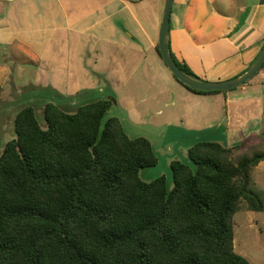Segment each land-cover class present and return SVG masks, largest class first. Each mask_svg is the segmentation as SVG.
Segmentation results:
<instances>
[{
    "label": "trees",
    "instance_id": "1",
    "mask_svg": "<svg viewBox=\"0 0 264 264\" xmlns=\"http://www.w3.org/2000/svg\"><path fill=\"white\" fill-rule=\"evenodd\" d=\"M166 45L184 75L207 82ZM114 103L67 113L47 102L44 128L32 107L17 113L0 154V264H250L234 250V215L242 203L264 210L250 188L264 152L234 161L240 146L201 141L191 164L170 162L172 188L165 176L145 182L158 157L119 118L103 122Z\"/></svg>",
    "mask_w": 264,
    "mask_h": 264
},
{
    "label": "crops",
    "instance_id": "2",
    "mask_svg": "<svg viewBox=\"0 0 264 264\" xmlns=\"http://www.w3.org/2000/svg\"><path fill=\"white\" fill-rule=\"evenodd\" d=\"M6 1L11 6L4 13L3 0H0V20L3 21L0 22V43L5 42L11 22L25 10L24 1H31L30 7L35 4L40 10L36 17V43L28 47L34 48L35 53L19 45L10 47L11 43L8 48L21 51L28 57L27 63L36 67L38 89L49 94L42 102L43 107L53 102L63 111L74 113L68 107L75 103L78 94L91 97L92 92H101L107 96L100 99L118 97L113 105L117 111L115 117L119 118L123 112L129 124L134 125L139 122L134 120H150L149 101L160 102L174 112H166L169 117L178 119L182 129L186 128L182 135L188 138L184 141L187 151L198 142L211 141L208 139L211 135L205 130L218 123H212L216 117L212 115L214 111L208 109V102L217 100L221 93H193L179 84L169 70L165 73L158 63H163L155 47L164 0L160 5L153 3L151 18L143 15L142 5L137 1ZM16 3L21 6L10 12ZM208 24L212 29L205 33ZM166 39L177 60L185 62L202 80L233 79L255 62L263 48L264 0H173ZM8 48L0 47L10 51L5 57L12 61L16 54ZM224 93L223 103L226 104L228 99ZM155 110L156 114H161V109ZM201 119L204 127L211 126L207 129L192 123ZM164 128L171 129V125L166 124ZM157 132L167 137L168 131L156 129ZM229 136L230 140H238L237 134ZM157 140L161 147L169 143L168 139Z\"/></svg>",
    "mask_w": 264,
    "mask_h": 264
},
{
    "label": "rangeland",
    "instance_id": "3",
    "mask_svg": "<svg viewBox=\"0 0 264 264\" xmlns=\"http://www.w3.org/2000/svg\"><path fill=\"white\" fill-rule=\"evenodd\" d=\"M24 2H26L25 10L22 14L20 13L16 16L17 19L15 21L11 22L7 33H5V42H1L0 47L5 46L8 48V43H11L10 47L11 45H19L22 48L31 49L32 51L30 52L35 53L34 48L28 47H33L32 44L36 43L35 37L38 34L36 17L40 10L35 4L34 7H30V4H32L31 1ZM32 2H35V0ZM154 2L160 5L161 0H139L137 4L142 5L143 15L151 18V10ZM2 3L4 4V13L8 12V6L10 4L6 0H3ZM20 6L21 4H13L10 12H15L16 8ZM174 11L175 9L173 13ZM234 18H237L236 14ZM5 21L7 20L5 19ZM0 22L3 21L0 20ZM151 26L154 27V23ZM211 29L212 25L208 24L205 33ZM154 32L155 30H153ZM205 38H208V36ZM7 51L10 52L9 50ZM7 51L0 49V154L5 143L15 137L14 120L22 108L26 106L32 107L40 126L42 128L45 127L42 102L49 95L47 91L44 92L38 89L36 67L27 63L29 62L27 61L28 57L25 58V55L21 51L15 50L14 47L12 49L14 51L13 54L19 56L14 55L13 60L11 58L12 61H7L5 57L8 54ZM158 63L166 73L168 69L164 67L161 61H158ZM207 82L216 81L208 80ZM250 85L253 86L252 89L251 87L249 88ZM243 87L249 90L242 91L241 89ZM225 92L228 99L226 104L223 103L224 92L221 93L217 100L212 99L208 102V109L213 110L214 113L212 115L216 117V120L212 123L215 122V125L218 123L217 126H212V129H208L207 127L211 125L204 127L203 119L199 121L195 120L192 123L207 128L208 130H205V132L211 135L208 137L211 141L218 142L225 147L240 146L234 155V161L238 158L251 157L255 153L264 152V68L251 80L246 82L244 86H239ZM92 94L94 95L91 97H83L78 94L75 98V103L71 107H68V109L75 112L79 107L107 96L106 93L101 92H92ZM166 97L165 95V99ZM115 99L117 100L119 98L115 97ZM147 105H150L152 108V111L149 112L151 114L149 121L146 117H143V120L146 119L145 121L134 120L139 122H134V125L129 124L128 118L123 112H120L119 118L123 121L124 131L130 139L138 137L148 139L158 157L157 166L140 170V178L145 182H150L161 176H165L168 188H172L173 180L169 167L170 162L172 160H179L191 164L187 157L186 143H184L188 138H184L182 135L183 130L186 128L182 129L178 119L174 120L170 118V115L166 112H174L170 108L161 105L160 102L155 104V101H149ZM198 107L201 108V106ZM155 109H161V114H156ZM116 114V108L112 106L104 116L103 122L109 117H115ZM130 118L133 119V117ZM166 124L168 126L171 125V129L164 128ZM156 129L162 132H165V130L168 131V134L166 133L167 135H165L167 137H163V133H156ZM230 134H237L238 140H230ZM227 135L229 136L228 138ZM157 139H168L169 143L167 146L161 147V143L158 145ZM250 179V188L260 195L264 204V161L260 162L250 173ZM240 206L242 209L234 215V250L250 264H264V210L253 212L243 208L244 203Z\"/></svg>",
    "mask_w": 264,
    "mask_h": 264
},
{
    "label": "water",
    "instance_id": "4",
    "mask_svg": "<svg viewBox=\"0 0 264 264\" xmlns=\"http://www.w3.org/2000/svg\"><path fill=\"white\" fill-rule=\"evenodd\" d=\"M129 1H139V0H129ZM173 0H164V6L162 11V18L159 24L158 30V50L162 61L164 62L167 69L170 71L171 75L182 85L187 86L196 91L202 92H211V91H220L225 92L232 89H235L239 86L244 85L246 82L251 80L262 68L264 64V45L263 48L255 60V62L241 75L225 81H216V82H199L194 79H191L184 75L180 69L175 64L172 59L170 50L166 45V38L169 29L170 15L172 9ZM112 99V98H109ZM115 104V103H114Z\"/></svg>",
    "mask_w": 264,
    "mask_h": 264
}]
</instances>
